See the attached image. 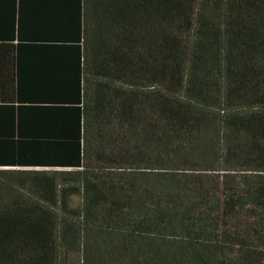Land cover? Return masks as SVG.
I'll use <instances>...</instances> for the list:
<instances>
[{
  "label": "trees",
  "instance_id": "obj_1",
  "mask_svg": "<svg viewBox=\"0 0 264 264\" xmlns=\"http://www.w3.org/2000/svg\"><path fill=\"white\" fill-rule=\"evenodd\" d=\"M0 264H264V0H0Z\"/></svg>",
  "mask_w": 264,
  "mask_h": 264
},
{
  "label": "rangeland",
  "instance_id": "obj_2",
  "mask_svg": "<svg viewBox=\"0 0 264 264\" xmlns=\"http://www.w3.org/2000/svg\"><path fill=\"white\" fill-rule=\"evenodd\" d=\"M73 203H74L75 206L79 205L80 204L79 198L78 197H75L73 199Z\"/></svg>",
  "mask_w": 264,
  "mask_h": 264
}]
</instances>
